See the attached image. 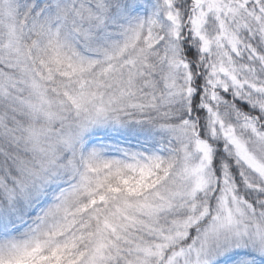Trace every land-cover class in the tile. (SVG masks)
I'll return each instance as SVG.
<instances>
[{
  "label": "snow or ice",
  "instance_id": "snow-or-ice-1",
  "mask_svg": "<svg viewBox=\"0 0 264 264\" xmlns=\"http://www.w3.org/2000/svg\"><path fill=\"white\" fill-rule=\"evenodd\" d=\"M0 264H264V0H0Z\"/></svg>",
  "mask_w": 264,
  "mask_h": 264
}]
</instances>
